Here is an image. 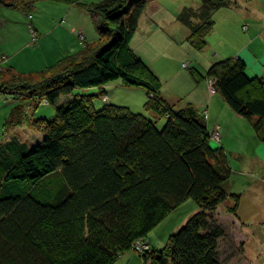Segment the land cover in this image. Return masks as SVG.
I'll return each mask as SVG.
<instances>
[{
	"label": "trees",
	"instance_id": "obj_1",
	"mask_svg": "<svg viewBox=\"0 0 264 264\" xmlns=\"http://www.w3.org/2000/svg\"><path fill=\"white\" fill-rule=\"evenodd\" d=\"M38 1L0 5L30 15ZM51 1L87 12L99 40L36 74L0 69V95L21 101L6 129L39 134L29 142L14 133L0 143V264H116L138 241L149 247L140 254L145 264H222L228 230L215 213L232 200L237 214L241 195L228 192L233 172L207 113L166 101L162 81L131 47L146 0ZM201 1L177 18L198 51L208 46L215 13L231 6ZM192 76L209 81L264 143V76L250 77L240 57ZM119 81L147 92L152 119L115 104L97 109L95 100ZM43 103L55 107L52 117H35ZM188 200L199 211L162 250L151 249L149 234Z\"/></svg>",
	"mask_w": 264,
	"mask_h": 264
},
{
	"label": "rangeland",
	"instance_id": "obj_2",
	"mask_svg": "<svg viewBox=\"0 0 264 264\" xmlns=\"http://www.w3.org/2000/svg\"><path fill=\"white\" fill-rule=\"evenodd\" d=\"M102 1L104 0H84V4L92 5ZM133 1L135 0H131L130 3ZM230 1L231 6L229 8H223L215 13L213 18L215 32L208 37V47L204 51L195 50L188 42H182L181 44L178 41H176L174 47L154 49L148 44L149 42L151 43V41H146V36H143L141 32L136 34L131 47L133 50H138L140 58H142V60L160 78L163 88L169 91L174 89L175 93L182 94V98L187 97L184 100H193L195 99V95L198 97L199 88L207 82L211 93H215L212 92L209 81L200 78H197L196 80L192 76V72L196 71L205 76L213 64L220 60H225L219 58L212 65H207L209 55L211 56L210 50L215 48L221 49L222 42L225 43L223 48L228 51L240 50L243 48L244 42L247 41V36L249 34H255L260 30L264 31V0ZM148 4L153 7L159 4L163 7L158 12L154 13L156 16L154 17L156 18L155 24H159L160 26V22H167V26L171 25L170 27L172 28L174 26L172 25L173 21L175 20V23H177V18L184 8H199L202 5V1L146 0V8L144 12L146 11ZM128 7L129 5L126 9ZM78 11L79 10L72 7V5L51 0L38 1L30 15L24 14L17 8L0 5V69L11 66L18 74H36L54 66L68 56L80 52L79 48L84 47L83 44L85 42L81 41V35L77 36V32H75L77 29L75 26L78 22H81L82 24L87 23L88 27L86 29V36L89 41L97 37L99 38L91 16L84 10L83 12L85 13L82 14H79ZM33 26L35 28L37 27V32L34 30ZM33 32H35V34H33ZM175 36L178 38L180 34L177 33ZM155 54L164 56L157 61L156 59L153 60ZM254 66H257L256 68H259L260 70L257 77H263L264 64L260 63L259 67L258 65ZM117 83L122 84L121 81ZM117 83L110 84L112 86L106 90L108 94L114 91L115 96L119 92L115 87L117 86ZM136 89L139 90H129L127 94L122 92L118 101L120 104L116 105L125 106L135 114H141L152 119L153 117H151L150 112L145 109L147 97L145 98L141 95L144 89ZM88 92L90 94L96 93L94 90ZM202 93L203 98L206 97L203 90ZM105 103H108L107 97L106 101L102 98L95 100L97 109L103 108ZM20 104L21 101L19 99L16 100L11 96L0 95V143L10 135H14V133L20 135L29 142L34 140L32 129H30L29 126L28 128H17L16 130H11L12 127L6 129L7 127L5 125L7 118L10 117L12 110ZM34 114L36 118L43 116L52 117L55 114V107L43 103L39 105ZM241 120L245 126L242 128L239 124L237 134H240V140H244L242 141L244 143L237 145V149L240 150L239 152L243 151V153H245L243 154L244 158H253V156H257L261 150L262 152L264 151V145L257 142V138H255L253 133L249 134L247 132V120ZM165 121L166 119L158 120V125L161 126ZM213 128L214 135L219 134L218 136L220 138L218 140L215 138L216 136L212 138L216 141H220L223 137L222 134H224L223 130L219 125H214ZM260 147L262 149H260ZM261 154L262 153H260L259 156ZM231 161L233 162L231 163ZM231 161L230 163L232 164L233 173L239 172L237 171V166L241 164V162L235 159ZM258 174L259 173H253L252 175L256 176ZM236 175L238 176L239 174ZM233 178L235 179L236 177L234 176L231 179ZM242 183H244V180L236 182V187L237 185L242 186ZM246 198L251 202L250 197ZM232 205V200L221 205L218 209L219 211L217 210L215 213L216 218L219 220L220 215L223 217V214L226 215V213L233 214L229 209ZM244 205H246V202ZM250 205H252V203H250ZM198 211L199 207L193 200H188L181 205L149 234L148 241L150 248L158 251L162 250L166 246L169 237L176 234L185 225L188 219ZM226 228L228 230V240L225 247L224 244L222 245L223 248L220 252L221 263L224 264L223 262L230 257L237 259V262H234L233 264H244L245 262H249L250 258H248V255H244L245 251L242 252L240 250L242 247L238 248L236 251L233 247L230 248V245L234 243V236L232 234L234 228ZM227 245H229L228 248ZM146 247H148V245ZM135 248L137 247H134L132 251L140 256L142 253L137 251L138 248ZM238 250H240V252ZM240 253L242 256H245V261L241 259L239 260ZM130 264L140 263L133 261Z\"/></svg>",
	"mask_w": 264,
	"mask_h": 264
},
{
	"label": "crops",
	"instance_id": "obj_3",
	"mask_svg": "<svg viewBox=\"0 0 264 264\" xmlns=\"http://www.w3.org/2000/svg\"><path fill=\"white\" fill-rule=\"evenodd\" d=\"M158 3V2H156ZM75 9L79 10V14L85 13L83 10H81L79 7L72 5ZM150 4H148L146 11L144 12L140 27L138 30V33L141 32L143 36H146V41H151L148 44L150 47H153L154 49H160V48H166V47H174L176 44V41L180 42H187V38L189 36V30L181 25L178 21L175 23V20L173 21L174 25L172 28L170 26H167V22H160L156 25L154 17L155 12H158L162 6L155 5L153 7ZM87 14V13H86ZM150 14V15H149ZM171 22V21H170ZM84 23V22H83ZM164 24V25H162ZM182 26V27H181ZM77 29L75 32H77L78 35H82L84 37V47H80L79 50L82 51L86 45L95 44L98 42L99 38H94L93 40L89 41L86 36V29L88 27L87 23L82 24L81 22H78L76 24ZM34 30L37 32V27L35 28L33 26ZM90 28V27H89ZM75 29V28H74ZM215 30V28H214ZM213 30V33L215 32ZM180 34V36L177 38L175 35ZM212 33V34H213ZM247 41L244 42L243 48L240 50L237 49L235 51H228L224 49L225 43L222 42L221 49H212L210 50L211 56L209 55V60L207 65H212L215 61H217L219 58L221 59H227V58H238L244 60V62L247 64L248 67V74L250 77H257L258 73H260L259 68L260 63L264 64V31L260 30L257 31L255 34H249L247 36ZM152 44V45H151ZM82 45V44H81ZM208 47V46H207ZM207 49V48H206ZM138 54V50H134ZM167 55V54H166ZM164 56V55H162ZM161 55H154V59L158 61L162 57ZM155 60V61H156ZM206 60V61H207ZM44 71V70H43ZM41 72V71H40ZM264 75V72H263ZM163 77L162 75H160ZM112 85H108L104 90L106 91L107 88H110ZM119 91L117 94L114 91H112L110 94L106 91V97L108 98L109 104H120L119 98L121 97V93L132 91V90H139V89H131L125 87L122 84L117 83V86H115ZM99 89L94 90V92H97ZM143 90V89H142ZM204 91L206 97L203 98ZM121 91V92H120ZM198 91V89H197ZM141 92V91H138ZM119 94V95H118ZM162 94L166 101H168L171 105H173L176 109L180 110L185 108L187 105H192L195 107L200 113H207V120H208V126L209 130L213 132L214 125H219L221 129L223 130L224 134L223 137L220 140V145L224 147L228 154L229 164L232 169V162L231 160H238L241 162L237 166V173H233L232 177H236L235 179H230L227 184V189L229 193H236L240 194L242 196L241 198V204L240 208L236 215L223 214L219 216L220 222H222L226 227H229L232 230L233 234V240L234 243L230 245V248L235 246L237 248L242 247L241 251H245L244 255H248L249 262H245L244 264H264V151L259 152L262 153L260 156L259 154L257 156H253V158H244L243 151L239 152L240 150L237 149V145L243 144L244 140H240V134H237V131L239 130L238 125L240 124L242 128H244L243 121L241 119H244L243 117L237 115L230 106L224 101V99L221 97L218 93H211L210 88L207 85V82L204 83V85L199 88L198 91V97L197 95L194 96L195 99L190 100H184L187 97L182 98V94H177L174 92V89L166 90L165 88H162ZM142 96L145 98H148L147 92L145 90L141 93ZM207 98V99H205ZM122 105V104H121ZM151 114V113H150ZM151 116H154L151 114ZM246 120V119H245ZM248 122V121H247ZM247 132L249 134H252L257 138V142L260 144H263L257 137L254 129L252 128L251 124L248 122V125H246ZM32 135L34 137H39L37 133L32 129ZM35 139V138H34ZM222 142V143H221ZM262 146V145H261ZM260 149H262L260 147ZM236 153V154H235ZM231 161V163H230ZM239 162V163H240ZM243 167V168H242ZM246 171V172H245ZM233 172V170H232ZM253 173H259L256 176H253ZM236 174H239L238 176ZM247 178V179H246ZM239 179V180H238ZM245 179V180H244ZM241 185H237L236 182L243 181ZM246 197L251 198V202L248 201ZM248 201V202H247ZM246 202V205L244 203ZM252 203V205H250ZM219 209V208H218ZM219 211V210H218ZM238 215V218H237ZM229 222V223H228ZM228 223V224H227ZM233 227V228H232ZM227 243V242H226ZM229 245H227L228 248ZM242 256L240 253L239 260L245 261V256ZM237 259L235 258H228L223 263L224 264H233ZM133 261H137L140 264H145L143 258H141L137 253L130 251L127 252L125 255H123L116 264H130Z\"/></svg>",
	"mask_w": 264,
	"mask_h": 264
},
{
	"label": "built area",
	"instance_id": "obj_4",
	"mask_svg": "<svg viewBox=\"0 0 264 264\" xmlns=\"http://www.w3.org/2000/svg\"><path fill=\"white\" fill-rule=\"evenodd\" d=\"M33 34H35V32H33ZM84 37L81 35V41H83L84 42ZM210 87H211V90H212V92H215L214 91V89H213V87H212V85L210 84ZM103 100H105L106 101V97L103 99ZM219 134H215L214 135V133H213V137L214 136H216L215 138H217V140L220 138L219 136H218ZM218 136V137H217ZM146 243H144V242H137L136 244H135V246L134 247H137L136 249L139 251V252H144V251H147L148 249H149V247H146L147 245H145ZM141 247V248H140ZM143 248V249H142Z\"/></svg>",
	"mask_w": 264,
	"mask_h": 264
},
{
	"label": "bare ground",
	"instance_id": "obj_5",
	"mask_svg": "<svg viewBox=\"0 0 264 264\" xmlns=\"http://www.w3.org/2000/svg\"><path fill=\"white\" fill-rule=\"evenodd\" d=\"M222 132V131H221ZM223 135V134H222ZM220 135V136H222ZM214 138V137H213ZM222 143V142H221ZM243 168V167H242ZM246 172V171H245ZM247 179V178H246ZM245 180V179H244ZM230 192V191H229ZM241 200V199H240ZM234 203V202H233ZM240 206V205H239ZM238 209V208H237ZM235 214V213H234ZM236 215V214H235ZM237 218H238V215H237ZM224 225V224H223ZM230 240V239H229ZM231 241V240H230ZM139 242V241H138ZM149 244V243H148ZM136 249V248H135ZM138 251V250H137Z\"/></svg>",
	"mask_w": 264,
	"mask_h": 264
},
{
	"label": "water",
	"instance_id": "obj_6",
	"mask_svg": "<svg viewBox=\"0 0 264 264\" xmlns=\"http://www.w3.org/2000/svg\"><path fill=\"white\" fill-rule=\"evenodd\" d=\"M6 6H7V7H9L10 5H9V4H7Z\"/></svg>",
	"mask_w": 264,
	"mask_h": 264
}]
</instances>
